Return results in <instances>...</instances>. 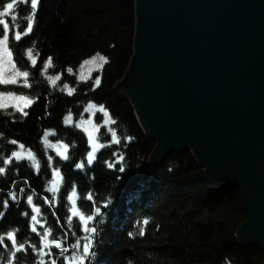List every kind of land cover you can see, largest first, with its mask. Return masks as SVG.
I'll return each instance as SVG.
<instances>
[{"label": "trees", "instance_id": "1", "mask_svg": "<svg viewBox=\"0 0 264 264\" xmlns=\"http://www.w3.org/2000/svg\"><path fill=\"white\" fill-rule=\"evenodd\" d=\"M8 2L0 0V10ZM135 2L41 0L33 17L30 3L17 0L10 17H0L9 24L17 68L30 73L29 86L21 81L0 91L32 101L27 115L0 109V264H68L84 255L85 243V264H264V255L238 237L247 221L239 188L210 178L192 151L151 164L156 143L132 101L117 91L135 56ZM29 22L32 32L16 41L15 32L26 31ZM95 56L108 62L81 79V65ZM68 116L71 126L64 123ZM82 120L99 128L101 147L91 164ZM48 137L67 146L64 156L46 149ZM21 149L32 160L17 159ZM73 209L94 217L88 227L95 233L84 231ZM45 236L64 250L40 255ZM19 245L24 248L17 252Z\"/></svg>", "mask_w": 264, "mask_h": 264}, {"label": "water", "instance_id": "2", "mask_svg": "<svg viewBox=\"0 0 264 264\" xmlns=\"http://www.w3.org/2000/svg\"><path fill=\"white\" fill-rule=\"evenodd\" d=\"M135 56L117 91L156 143L194 152L240 189L243 247L264 255V0H136Z\"/></svg>", "mask_w": 264, "mask_h": 264}, {"label": "snow or ice", "instance_id": "3", "mask_svg": "<svg viewBox=\"0 0 264 264\" xmlns=\"http://www.w3.org/2000/svg\"><path fill=\"white\" fill-rule=\"evenodd\" d=\"M26 3H30L31 6V10H32V15L33 17H35L36 12L38 10V6L41 3V0H25ZM17 3V0H10V2L6 3L2 10H0V17H6L9 16L10 13H12V11L14 10V7ZM0 25L3 26V35L2 37H0V86H11V85H17L20 81V79L22 78L23 81L25 82L26 86L27 85V81L29 79L30 73L28 71H22L19 70L17 68V64L14 62V54L10 48V35L8 34L9 32V24L3 20L0 19ZM33 30V22H29L27 24L26 27V31L21 32V31H16L15 35H14V39L16 41H20L22 39L23 35H28L32 32ZM28 55L29 58L32 59V51L31 49L28 50ZM101 60L104 61V63H107V59L105 57H100ZM5 64H7V74H6V69H5ZM32 64L35 65L36 64V60L32 59ZM51 64V58H49L48 60V65ZM47 66V65H46ZM69 71H71V69H69ZM53 79V78H50ZM55 79H58V77H56ZM55 79H53V83H55ZM100 83L99 79L96 80V84L98 85ZM10 102H15L12 106H14L18 111L22 112L24 115H27V113L24 111L25 107H28L31 105L32 101L31 99H29V97L24 96V95H17L14 92H10V91H0V108H7L9 107V103ZM23 105V106H21ZM101 111H104L103 108H101ZM112 123H115V121H112ZM87 131V130H86ZM89 139L90 141H92V133H89ZM118 142V141H117ZM13 143H15V141H13ZM93 152L89 153L88 155V163L91 164L94 161V152L97 148L101 147V145L96 144L95 142H93ZM21 147H23V145H21ZM65 149L67 148V146H64ZM29 155H31V153H29ZM61 155H64V153H61ZM17 158H20V153H16ZM65 159H67V157H64ZM84 165L81 164L79 165V167H83ZM109 167H112L113 165L111 163H109L108 165ZM4 169L0 168V172H3ZM121 172L124 171L123 168L120 169ZM57 176H60V173L57 172L56 173ZM55 190V189H54ZM73 196H75V193L72 194ZM89 199H91V196H89ZM28 203L31 204L32 203V198L29 197L28 198ZM35 211L39 212L40 209H35ZM96 211L99 213L100 209L97 208ZM27 215V214H25ZM73 215L74 216H78L80 221L82 222V224L84 225V231L86 233L88 232H92L95 233L96 229L94 227L89 228V222H91L94 217L91 215H84L82 212H79L76 209H73ZM32 220H36V217L33 216ZM143 223L146 225L148 224V220L145 219L143 221ZM33 231H36V228L33 226ZM141 235H143V230H141ZM51 235V230H49V236ZM8 239L12 241L13 245L17 244V239H16V235L15 233H8L7 234ZM49 236H45L43 238V249L41 250V252L39 253L40 255H49L50 252L48 250H50L51 248H57V249H61V251H63L64 249L62 248V244L60 241L55 240V239H49ZM2 239V238H0ZM24 246L23 245H19L16 248V251L19 252L21 250H23ZM90 252V246L88 243H85L83 245V253L84 255H81L77 258L74 259H70L68 261V264H85V256L88 255ZM52 264H56L55 260L52 261Z\"/></svg>", "mask_w": 264, "mask_h": 264}, {"label": "rangeland", "instance_id": "4", "mask_svg": "<svg viewBox=\"0 0 264 264\" xmlns=\"http://www.w3.org/2000/svg\"><path fill=\"white\" fill-rule=\"evenodd\" d=\"M11 15V13H10ZM7 16L8 17H10ZM101 56H95V58L93 57L92 59H89L88 61H85L80 69L78 70V75H80L81 79H88L92 76V73L97 72L98 70L101 71L103 65H104V61L100 59ZM5 69H6V74H7V64H5ZM23 81V79L21 78L19 82ZM15 102H10L9 103V107L7 108H0V109H13L15 111H18L14 106H12ZM23 106V105H21ZM64 123L66 126H71L72 124V120L71 118L68 116L65 118ZM80 125L82 126V128L85 130V133L87 134L88 138H89V133H92V141L91 144L93 145V142H95L96 144H98V136H99V128L94 126V122L93 121H80ZM104 126L106 128H108V123L106 122L104 124ZM87 130V131H86ZM90 140V139H89ZM93 147V146H92ZM46 149L51 150V151H55L60 157L64 156L66 154L65 151V147L63 145L60 144H53L51 142V139L48 137L46 139ZM98 149V148H97ZM93 152V150H92ZM91 152V153H92ZM98 151L95 150L94 154H97ZM18 153H20V158L19 160L22 159H27V160H32V155H29V153L23 149H21ZM61 153H65L64 155H61ZM96 156V155H95ZM17 158V156H16ZM18 159V158H17ZM56 188V186H53V190L51 192H54V189ZM75 254L74 256L76 257ZM80 256V255H78Z\"/></svg>", "mask_w": 264, "mask_h": 264}]
</instances>
